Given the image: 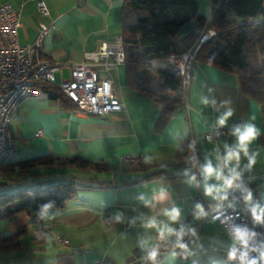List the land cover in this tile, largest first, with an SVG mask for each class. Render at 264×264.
<instances>
[{
    "label": "crops",
    "instance_id": "obj_1",
    "mask_svg": "<svg viewBox=\"0 0 264 264\" xmlns=\"http://www.w3.org/2000/svg\"><path fill=\"white\" fill-rule=\"evenodd\" d=\"M44 1L48 16L40 14L35 0H0V4L8 3L19 11L22 25L18 28V38L23 44L35 39L40 21L51 23L41 53L46 58L65 62L62 75L56 74L54 84L58 86L61 77H69L71 63L82 61L86 52L95 51L121 35L125 0ZM209 7V0H198L200 12L209 15ZM112 79L113 89L124 107L104 116L74 112L68 102L50 97L44 90L19 102L10 119L17 151L3 166L44 155H79L106 163L109 169L105 172L75 169L85 174L68 173L67 177H74L76 191L64 208L44 205L39 217L30 218L12 230L24 228L19 236L20 246L0 253L22 249L30 224L33 247L29 248L41 260H46L45 264H79L95 259L107 264H241L228 259L235 243L231 234L221 223L208 217L221 203L226 189L224 180L213 176L205 181L202 174V166L208 161L213 166H222L220 158L225 154V145L235 144L236 137L223 136L210 141L204 134L229 108L233 114L224 125L251 124L256 128V138L248 145V156L241 153L238 164L231 161L223 168V175H233L230 170L235 168L239 178L246 179L252 194V200L246 203L264 208L261 178L264 175V118L258 102L240 89L236 74L199 62L192 72L184 108L174 113L157 132L154 124L160 104L128 85L124 64L112 71ZM38 130L40 133L36 135ZM187 138L192 142V159L186 157L182 164L175 163L178 146ZM126 155L137 162H125ZM162 168L163 171L157 172ZM51 169L36 166L21 172L16 167L9 169L5 177L10 180L11 175ZM58 176L43 172L30 174L23 181H36L35 187L46 179L58 182L54 180ZM206 183L217 186L220 191L206 195ZM162 189L164 199L159 198ZM197 204L207 215H195ZM173 208L180 212L174 222L164 214ZM117 214L121 215L120 220L116 219ZM152 220L158 226L167 224L176 232L183 229L179 244L186 247H179L175 234L161 236L158 227H148ZM254 222L259 223L255 219ZM153 250L155 260L148 259ZM258 264L264 263L258 261Z\"/></svg>",
    "mask_w": 264,
    "mask_h": 264
},
{
    "label": "trees",
    "instance_id": "obj_2",
    "mask_svg": "<svg viewBox=\"0 0 264 264\" xmlns=\"http://www.w3.org/2000/svg\"><path fill=\"white\" fill-rule=\"evenodd\" d=\"M209 2L213 7L209 18L199 11L198 0H125L123 4L121 36L125 50L126 81L131 88L160 104L154 124L157 132L186 104L179 73L158 62L188 48L194 37L207 27L216 33L199 48L197 62L211 63L236 74L240 89L258 102L264 118V0ZM192 20L196 23L195 28L178 35L181 26ZM40 90L74 107L53 83L41 84ZM186 157L192 159V142L189 138L180 142L175 163L182 164L181 161ZM36 166L93 172L109 169L106 163L90 161L79 155H44L7 167L2 165L0 171L5 175L9 169L17 167L22 172ZM73 179L66 177L58 182L46 179L35 187H21L12 192L0 193V220L21 213L36 219L46 204L63 209L75 194ZM11 180L1 181L0 184L7 185ZM23 232L22 227L7 235L0 232V252L18 248L19 236Z\"/></svg>",
    "mask_w": 264,
    "mask_h": 264
},
{
    "label": "built area",
    "instance_id": "obj_3",
    "mask_svg": "<svg viewBox=\"0 0 264 264\" xmlns=\"http://www.w3.org/2000/svg\"><path fill=\"white\" fill-rule=\"evenodd\" d=\"M35 2L40 14L48 16L49 10L45 1ZM212 11L210 4L208 18ZM21 25L19 11L8 3L0 4V169L6 159L17 151L10 131V119L19 102L26 96L38 95L41 84H54L56 74L62 75L65 64L62 60L49 59L41 54V45L50 31L51 23L40 21L35 39L24 44L18 38V28ZM215 33L212 28L203 29L189 43L188 48L165 59L166 65L179 73L185 98L193 69L198 63L196 54L201 45ZM124 58L122 36L118 35L111 43H103L97 50L86 52L82 61L70 64L69 77H61L58 87L73 104L74 112L104 116L123 109L124 104L113 89L112 71L124 64ZM235 127V124L220 126L213 122L204 134L205 139L212 141L223 136H233ZM39 133L38 130L35 134ZM123 160L137 162L128 155ZM261 178L264 180V175ZM249 191L245 178L236 179L232 187H226L222 196L225 198L221 199L219 206L211 210L208 217L221 223L229 234L234 227L246 228L249 233H253L247 248L248 258L258 259L260 252L264 251V219L255 224L252 206L244 199ZM236 246L240 247L238 244ZM243 250L245 249H241ZM236 260L241 263L238 258ZM79 264L107 263L95 259Z\"/></svg>",
    "mask_w": 264,
    "mask_h": 264
},
{
    "label": "clouds",
    "instance_id": "obj_4",
    "mask_svg": "<svg viewBox=\"0 0 264 264\" xmlns=\"http://www.w3.org/2000/svg\"><path fill=\"white\" fill-rule=\"evenodd\" d=\"M206 104L208 103L207 100L204 101ZM213 104H215V101H212ZM224 103H228L225 101ZM233 114L232 109H228L225 111L222 115L219 116L217 123L220 126H223L226 121L228 120L229 117H231ZM233 135L236 137V143L229 146L225 145V154L223 155L222 158V166L221 165H216L213 166L211 161H208L202 166V174L205 178V181H207L211 177H215L217 180L223 179L224 180V186L225 187H232L233 183L236 179L239 178V173L235 172V168H232L230 171L233 173V175H230L228 177H225L223 175V168L228 167L231 161L235 160L238 164L240 160V155L243 153L245 156H248V145L251 143L252 140L256 138L257 135V130L254 126L251 124H246L242 126H237L233 129ZM253 162L252 159L250 158V163ZM195 180V177L192 178ZM220 191L219 188L215 185H209L205 184V193L206 195L212 196L214 193H218ZM165 193L164 190L162 189L160 192V199H164ZM215 198V197H214ZM225 198V197H221ZM140 199H144L143 196L140 197ZM246 201H251L252 200V194L251 192H248L247 195L244 197ZM147 203V202H146ZM251 212L253 218L257 221L260 222L262 219H264V208H260L259 205H253L251 207ZM171 221H176L177 218L180 215L179 209L173 208L171 210H165L164 213ZM195 215L197 217L205 216L207 213L204 211L203 207L199 204L196 205V212ZM117 220L121 219V215L117 214L116 216ZM148 227H158V230L160 231L161 236H164L165 233L168 234H175L177 237V242L179 244V241L181 240L182 236L184 235V230L181 229L179 232H176L175 229L169 227L167 224H164L163 226H158L156 221L152 220L148 222ZM254 235L253 233H249V231L246 228H241V227H234L231 232V237L233 241L235 242L233 246L230 248L228 252V259L229 260H236L237 258L241 261V264H258V259L259 261H264V251L260 252L259 258H248V245L249 241ZM240 245L238 248L236 245ZM179 247L184 248L186 247L183 244H179ZM241 249H245L241 251ZM239 253V255H238ZM156 257V251L153 250L152 252L149 253L148 259L155 260Z\"/></svg>",
    "mask_w": 264,
    "mask_h": 264
},
{
    "label": "rangeland",
    "instance_id": "obj_5",
    "mask_svg": "<svg viewBox=\"0 0 264 264\" xmlns=\"http://www.w3.org/2000/svg\"><path fill=\"white\" fill-rule=\"evenodd\" d=\"M159 65H165L166 63L164 61L158 62ZM184 95V94H183ZM48 170V169H45ZM47 175H55L58 174L59 176L54 179L55 181H59L62 179H65L68 176V173L74 174H85L80 170L75 169H65V168H57L52 167L51 171H43ZM41 170H37L36 174L35 172L30 173L33 175H39L40 173L43 174ZM29 174V175H30ZM91 174V173H90ZM29 175H11L12 180L7 185L0 184V193L2 192H12L15 189H19L21 187H27L26 185L31 184L30 187H33L36 184V181H32L29 183H25L23 179L25 177H28ZM65 177V178H64ZM7 178L5 175H0V182L5 181ZM30 218H28L25 214H20L12 218L2 219L0 220V232L5 235L8 233H11L13 229H15L17 226H20L21 224L28 222ZM25 221V222H24ZM33 233L31 225H27V233L25 234L22 245V249L6 252V253H0V264H45L46 260H41L39 258V254L32 250L29 247H33V244L30 242L31 234Z\"/></svg>",
    "mask_w": 264,
    "mask_h": 264
},
{
    "label": "water",
    "instance_id": "obj_6",
    "mask_svg": "<svg viewBox=\"0 0 264 264\" xmlns=\"http://www.w3.org/2000/svg\"><path fill=\"white\" fill-rule=\"evenodd\" d=\"M195 26H196V23L194 20L189 21V22L185 23L184 25H182L177 33H178V35H181L183 33H186L187 31L195 28Z\"/></svg>",
    "mask_w": 264,
    "mask_h": 264
}]
</instances>
